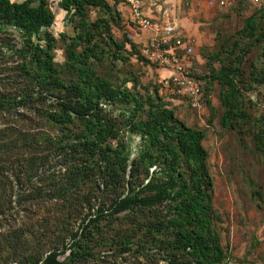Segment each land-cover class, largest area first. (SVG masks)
I'll return each mask as SVG.
<instances>
[{"label":"trees","instance_id":"16d2710c","mask_svg":"<svg viewBox=\"0 0 264 264\" xmlns=\"http://www.w3.org/2000/svg\"><path fill=\"white\" fill-rule=\"evenodd\" d=\"M120 3L59 1L77 29L68 40L60 34L59 66L50 0H0V264L231 260L212 226L204 130L175 116L157 82L150 90L135 74L114 81L96 69L132 56L157 66L130 38L114 39L110 21L120 12L111 10ZM96 7L108 16L90 21ZM254 29L247 18L243 31ZM238 60L195 74L203 95L206 77L226 85L225 124L239 104ZM116 224L117 234L104 235Z\"/></svg>","mask_w":264,"mask_h":264},{"label":"rangeland","instance_id":"374dc122","mask_svg":"<svg viewBox=\"0 0 264 264\" xmlns=\"http://www.w3.org/2000/svg\"><path fill=\"white\" fill-rule=\"evenodd\" d=\"M59 1L50 0L55 16L50 32L57 37L53 54L54 61L61 66L66 54L60 34L68 40V36L77 34V29L76 21L69 19ZM143 1L147 13L161 24L175 22L183 35L193 37L194 51L184 58L193 73H216L221 64L228 66L238 56L235 64L240 74L235 75L234 82L240 90L239 104L233 105L235 116L226 124L223 115L227 106L222 103L226 85L212 75L205 78L200 107H191L188 100L164 89L160 95L177 118L205 132L203 145L208 152L207 168L213 182L212 226L226 256L234 264H264V144L257 140L258 135L264 136V0H223L222 6L211 5L213 0ZM108 2L112 4L113 0ZM111 11L115 16L120 12L119 19L110 21L114 39L122 40L126 36L143 49L153 32L135 27L122 2ZM107 16L100 8L88 9L90 21ZM247 18L255 21L251 34L243 31ZM126 48H129L127 43ZM96 69L114 81L135 74L139 84L150 90L158 78L169 75L168 68L144 63L135 56L126 63L106 60ZM127 85L131 88L132 81ZM205 99L209 100L208 104ZM4 126L0 118V129ZM132 147L135 153V144ZM119 230L116 224L104 235L114 236Z\"/></svg>","mask_w":264,"mask_h":264},{"label":"built area","instance_id":"2783aa9c","mask_svg":"<svg viewBox=\"0 0 264 264\" xmlns=\"http://www.w3.org/2000/svg\"><path fill=\"white\" fill-rule=\"evenodd\" d=\"M130 14L132 24L140 30L153 32L149 42L142 49L148 59L160 67L168 68L169 75L156 80L161 89L171 95L181 96L188 100L191 107H200V98L203 94V81L189 70V63L184 60L194 51L195 40L192 36L183 35L180 26L172 21L161 24L148 15L143 0H121ZM224 1H210L211 5ZM229 261L228 264H233Z\"/></svg>","mask_w":264,"mask_h":264},{"label":"crops","instance_id":"0c3cea01","mask_svg":"<svg viewBox=\"0 0 264 264\" xmlns=\"http://www.w3.org/2000/svg\"><path fill=\"white\" fill-rule=\"evenodd\" d=\"M147 12V11H146ZM148 15H150V14H148ZM151 16V15H150Z\"/></svg>","mask_w":264,"mask_h":264}]
</instances>
